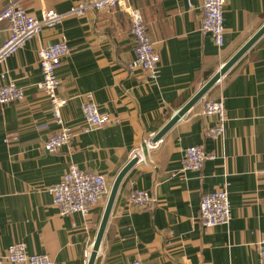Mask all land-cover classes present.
<instances>
[{
	"label": "crops",
	"instance_id": "crops-1",
	"mask_svg": "<svg viewBox=\"0 0 264 264\" xmlns=\"http://www.w3.org/2000/svg\"><path fill=\"white\" fill-rule=\"evenodd\" d=\"M80 1L18 0L17 5L40 18L46 10L68 14ZM8 3L0 0V13ZM131 5L141 12L159 55L156 80L128 69L134 47L129 16L120 6L68 15L0 64V76L23 91L21 101L0 105V249L20 242L27 254H46L53 264H87L107 197L87 215L62 216L47 190L71 165L103 175L110 190L142 149L120 184L94 264H259L257 244L264 245V34L202 98L224 102L221 138L205 137L213 118L201 114V99L156 149L146 150L144 142L263 26L264 0H226L220 50L200 31L202 0H134ZM7 26L0 21V45ZM61 38L70 53L56 70L57 93L65 100L64 125L74 136L48 153L43 145L60 127L38 88L42 76L36 51ZM88 93L99 112L117 123L82 131L81 106ZM199 145L213 159L198 171H184V150ZM225 184L231 220L205 230L199 219L201 198ZM139 190L150 197L143 209L130 204Z\"/></svg>",
	"mask_w": 264,
	"mask_h": 264
},
{
	"label": "built area",
	"instance_id": "built-area-1",
	"mask_svg": "<svg viewBox=\"0 0 264 264\" xmlns=\"http://www.w3.org/2000/svg\"><path fill=\"white\" fill-rule=\"evenodd\" d=\"M133 1L81 0L68 14L46 10L42 12L40 18H35L17 5L18 0H9L6 8L0 13V21L5 20L8 24V36L0 45V64L15 54L25 42L38 36L43 28L55 27L68 15L82 16L90 9L111 10L120 6L125 8L129 16V31L134 47V58L129 63L128 69L140 70L146 73L150 79L156 80L160 58L147 34L141 12L131 5ZM225 3L226 0H202L200 31L204 35L208 34L219 50L224 45L223 13ZM69 53L70 50L64 38L36 51L37 64L42 76L38 88L46 94L50 102L53 121L60 127L56 133L48 137L43 145V149L48 153H53L61 146L68 144L74 136L72 129L64 125L61 109L65 106V100L59 98L57 93L60 82L56 76V70L61 65L62 59ZM0 77L3 80L0 86V105L5 106L21 101L23 99L22 89L11 81H5L4 74H1ZM81 112L85 121V126L82 129L84 132L117 123L116 119L99 112L90 93L84 95ZM201 114L213 118V125L204 129L205 137L213 140L221 138L227 121L223 100L202 99ZM153 137L154 135L150 136L144 142L146 150L158 147L160 140L152 142ZM11 139L17 141V136H13ZM4 142L8 143L9 139L6 138ZM142 156V149L133 154V157H138V159ZM213 157L212 154H207L201 145L188 147L184 150L182 169L198 171L205 160L213 159ZM47 191L51 194L53 205L60 215L68 216L74 213L87 215L93 207L108 196L109 187L103 175L86 172L71 165L64 172L60 181L50 186ZM149 201L150 197L144 190L135 191L130 198V204L138 209L145 208ZM199 219L205 230L229 224L231 213L227 184L202 196L199 204ZM257 253L259 264H264L263 242L257 244ZM3 261L8 264H53L46 254H27L24 244L20 242L12 244L4 251L0 249V264H3ZM127 264L142 263L136 260Z\"/></svg>",
	"mask_w": 264,
	"mask_h": 264
},
{
	"label": "water",
	"instance_id": "water-1",
	"mask_svg": "<svg viewBox=\"0 0 264 264\" xmlns=\"http://www.w3.org/2000/svg\"><path fill=\"white\" fill-rule=\"evenodd\" d=\"M264 34L263 26L225 63L222 67L194 94V96L154 135L152 142L161 140L164 134L195 104H197L205 94L223 77L229 69L244 55V53ZM137 158L133 157L118 173L111 184L103 216L96 234L95 241L87 258V264H94L99 246L109 219L113 204L115 202L120 184L126 173L136 164Z\"/></svg>",
	"mask_w": 264,
	"mask_h": 264
}]
</instances>
